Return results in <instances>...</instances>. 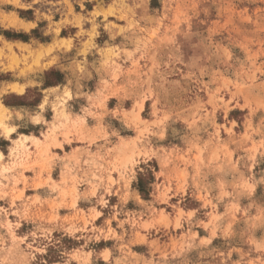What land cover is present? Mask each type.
<instances>
[{
  "label": "rangeland",
  "instance_id": "obj_1",
  "mask_svg": "<svg viewBox=\"0 0 264 264\" xmlns=\"http://www.w3.org/2000/svg\"><path fill=\"white\" fill-rule=\"evenodd\" d=\"M0 264H264V0H0Z\"/></svg>",
  "mask_w": 264,
  "mask_h": 264
},
{
  "label": "trees",
  "instance_id": "obj_2",
  "mask_svg": "<svg viewBox=\"0 0 264 264\" xmlns=\"http://www.w3.org/2000/svg\"><path fill=\"white\" fill-rule=\"evenodd\" d=\"M34 32V31H32ZM3 34L5 35V37L7 38H15V39H21L23 41H26L28 38H27V35L24 34V33H13L12 35H9L8 32H3ZM52 71H47L45 73L46 75V78L44 80V85L45 86H49L50 83H49V76L52 75ZM25 94H22V95H19V94H15V93H7L5 95H3V103L5 106L7 107H19V106H23L25 105ZM141 175V174H140ZM150 175V174H149ZM144 178L143 176H139L138 179H137V188L138 190L143 193L145 191V186H144Z\"/></svg>",
  "mask_w": 264,
  "mask_h": 264
}]
</instances>
